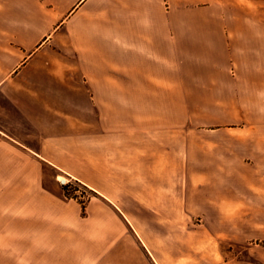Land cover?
<instances>
[{
    "label": "crops",
    "instance_id": "0c3cea01",
    "mask_svg": "<svg viewBox=\"0 0 264 264\" xmlns=\"http://www.w3.org/2000/svg\"><path fill=\"white\" fill-rule=\"evenodd\" d=\"M191 1L0 0V264L176 263L160 224L207 198L192 180L215 142L177 118L176 96L192 93L190 64L228 42L224 24L192 21ZM243 30L234 82L250 100L233 109L249 111L250 134L233 152L264 160V70L238 61L264 49ZM63 177L94 197L66 198Z\"/></svg>",
    "mask_w": 264,
    "mask_h": 264
},
{
    "label": "rangeland",
    "instance_id": "374dc122",
    "mask_svg": "<svg viewBox=\"0 0 264 264\" xmlns=\"http://www.w3.org/2000/svg\"><path fill=\"white\" fill-rule=\"evenodd\" d=\"M191 2V7L197 9L192 21L224 24L228 42L225 56H210L208 61L203 58L201 62L190 64L192 69L188 72L186 90L192 93L177 94L176 113L178 119L193 118L194 134L213 137L215 142L209 145L214 152L196 161H202L207 172L193 174L192 180L193 188L204 190L207 198L203 201L194 198L178 215L177 221L162 223L160 229L176 235L175 264H264V160L236 157L232 142L233 136L250 134V128L244 126L249 111L233 109L235 102L247 104L250 96L248 91L243 94L244 89L235 86L232 35L234 30L248 34L249 31L243 29L256 28L251 33L262 39L257 45L264 49V0ZM238 61L245 72L264 70V53L256 57L245 55ZM223 65L225 71L212 70V67L222 68ZM185 129L178 128V133L184 134ZM218 138L229 141L224 143L223 153L216 150ZM46 170L48 178L55 174L51 168ZM65 186L68 188L65 194L78 198L83 204L94 197V193L79 182H68ZM153 225L148 217L141 224L145 231L154 229Z\"/></svg>",
    "mask_w": 264,
    "mask_h": 264
},
{
    "label": "trees",
    "instance_id": "16d2710c",
    "mask_svg": "<svg viewBox=\"0 0 264 264\" xmlns=\"http://www.w3.org/2000/svg\"><path fill=\"white\" fill-rule=\"evenodd\" d=\"M64 191H65V193L68 191V188H67L66 186L64 187ZM65 197H66V198H70V196H68V195H66V194H65Z\"/></svg>",
    "mask_w": 264,
    "mask_h": 264
},
{
    "label": "built area",
    "instance_id": "2783aa9c",
    "mask_svg": "<svg viewBox=\"0 0 264 264\" xmlns=\"http://www.w3.org/2000/svg\"><path fill=\"white\" fill-rule=\"evenodd\" d=\"M68 182H69V181H67V180H65V181L63 180V181H61V184H62V185H67Z\"/></svg>",
    "mask_w": 264,
    "mask_h": 264
},
{
    "label": "bare ground",
    "instance_id": "6f19581e",
    "mask_svg": "<svg viewBox=\"0 0 264 264\" xmlns=\"http://www.w3.org/2000/svg\"><path fill=\"white\" fill-rule=\"evenodd\" d=\"M63 181V180H62ZM65 181V180H64Z\"/></svg>",
    "mask_w": 264,
    "mask_h": 264
}]
</instances>
